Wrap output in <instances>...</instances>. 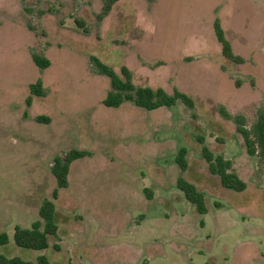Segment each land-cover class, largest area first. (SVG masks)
Segmentation results:
<instances>
[{
    "label": "rangeland",
    "instance_id": "obj_1",
    "mask_svg": "<svg viewBox=\"0 0 264 264\" xmlns=\"http://www.w3.org/2000/svg\"><path fill=\"white\" fill-rule=\"evenodd\" d=\"M105 1L0 0V233L10 237L0 254H45L53 264H264V157L247 152L232 118L244 115L251 128L264 109V0H116L104 14ZM216 20L242 62L223 54ZM34 52L50 66L39 68ZM92 55L118 73L127 66L138 86L186 92L195 106H107L111 81ZM38 79L43 96L30 89ZM199 135L233 161L247 189L223 194L205 172ZM181 147L187 171L176 160ZM73 148L91 155L71 164L69 186L59 188L51 167ZM182 176L206 193L207 213L179 188ZM55 189L58 235L44 250L17 246L15 226L31 227Z\"/></svg>",
    "mask_w": 264,
    "mask_h": 264
},
{
    "label": "trees",
    "instance_id": "obj_2",
    "mask_svg": "<svg viewBox=\"0 0 264 264\" xmlns=\"http://www.w3.org/2000/svg\"><path fill=\"white\" fill-rule=\"evenodd\" d=\"M116 0H106L103 7V13L108 14ZM80 27H84V21L76 19ZM214 30L216 36L221 43L223 54L231 60L242 62L243 58L234 53L231 42L226 37L225 31L218 20L214 22ZM33 60L39 68L45 69L50 66L49 58L33 53ZM92 66L95 72L106 75L110 78L111 88L104 98V104L107 106L118 107L125 101H130L136 106L155 110L160 107H170L176 104L178 100L193 108L195 100L186 92L179 89H174L172 92L167 91L162 87L154 88L150 85H136L133 80L131 70L123 65L120 73L112 66L103 62L99 57L92 55L90 57ZM32 94L37 96L45 95V89L41 79L30 85ZM220 112L224 117L231 118V114L220 107ZM236 123L237 131L243 136L247 147V152L250 155H259L264 157V109L257 111V118L251 128L246 125V117L242 114H237L232 117ZM39 121H48V118L43 115H38ZM198 140L202 144V155L207 162L206 173L218 180L223 194L228 190L242 192L247 188V183L234 170L233 161L225 158L222 151L219 149L212 150L205 144L203 135L198 136ZM217 140L224 142L223 137H217ZM187 148L181 147L177 154V163L182 171L189 169V162L186 157ZM91 155V152L84 149L73 148L66 155L57 156L51 167L53 175L56 177L59 188H67L69 186V173L71 164L82 157ZM179 188L184 191L186 198L192 202L195 209L199 213H207L210 208L209 198L202 188L194 182L189 181L183 176L177 182ZM59 196V190L55 189L52 193V198H45L39 207L40 218L35 220L31 227H23L19 224L14 229V242L17 246L29 248L33 250H44L49 247V236H57L59 232V224L57 219V205L55 200ZM219 206V203H216ZM10 242V237L7 232L0 233V246ZM58 247V245H55ZM0 264H53L47 255H39L35 261L26 260L20 256H7L0 254Z\"/></svg>",
    "mask_w": 264,
    "mask_h": 264
},
{
    "label": "crops",
    "instance_id": "obj_3",
    "mask_svg": "<svg viewBox=\"0 0 264 264\" xmlns=\"http://www.w3.org/2000/svg\"><path fill=\"white\" fill-rule=\"evenodd\" d=\"M232 44V43H231ZM232 47H233V50H234V45L232 44ZM234 53H235V51H234ZM237 55H239V54H237ZM242 57V56H241ZM229 159V158H228ZM233 167H234V163H233ZM247 183V182H246ZM247 188H248V183H247ZM246 188V189H247ZM228 192V191H227Z\"/></svg>",
    "mask_w": 264,
    "mask_h": 264
}]
</instances>
